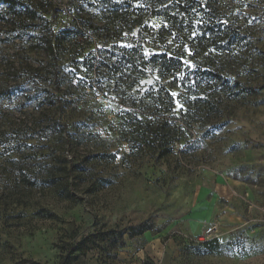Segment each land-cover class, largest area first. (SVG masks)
Masks as SVG:
<instances>
[{"label": "rangeland", "instance_id": "obj_1", "mask_svg": "<svg viewBox=\"0 0 264 264\" xmlns=\"http://www.w3.org/2000/svg\"><path fill=\"white\" fill-rule=\"evenodd\" d=\"M19 1L33 19L0 5V264H57L62 241L111 230L81 264H264V0H201L209 8L180 34L141 0ZM220 19L244 28L239 46ZM62 30V103L49 110L45 44ZM157 49L186 52L176 81L143 62ZM165 90L180 133L157 160ZM57 120L71 138H42ZM70 162L81 167L65 177ZM143 222L151 228L130 238Z\"/></svg>", "mask_w": 264, "mask_h": 264}, {"label": "trees", "instance_id": "obj_2", "mask_svg": "<svg viewBox=\"0 0 264 264\" xmlns=\"http://www.w3.org/2000/svg\"><path fill=\"white\" fill-rule=\"evenodd\" d=\"M140 5L144 4H150L152 6V14L154 16H161L164 18V20L169 24V29L175 30L180 34V31H183V22L185 21L188 16H192L195 13V10L197 7H200L201 5H204V7L209 8V4L207 1L204 3V1L201 0H141L139 1ZM0 5H4L9 10H16L20 9L22 7V10L26 13V18L33 19L34 12L31 7L27 5L25 2H21L19 0H0ZM113 14H116V11L112 13L108 18L112 19ZM139 21H137L138 23ZM219 24H221L222 29L220 30L223 34V37L226 38L228 41H235L237 43V46L241 44V41L244 40L246 37L244 34V28L236 25L234 23H230L227 20H219ZM68 31L62 30L60 31L59 35H56L52 32L47 43L45 44V48L47 51V54L53 57L55 64V71L51 74H49V77H43L41 82L49 83L52 85H56L55 94H51V99H49V110L53 107H56L57 109L60 108L61 101V91H60V81H59V75L61 74V65L58 62L57 54H60L59 50L63 46V41L65 40L67 35H70L67 33ZM140 60L142 57V54H145V51L142 47H140ZM56 54V55H55ZM57 56V57H56ZM59 58V57H58ZM125 60L128 57H123ZM133 59H127L125 61L126 66L129 68L136 67L135 63L132 62ZM186 52L184 51H177V50H171V49H157L156 52L149 53L148 60L143 59V62L145 61L147 64L149 63L154 70H156V74L161 79H172L176 81L179 77V75L182 73L184 65L187 62ZM123 65V66H124ZM133 65V66H132ZM45 78H48L47 81H45ZM212 78L216 80H224V76L222 73H217L216 71H212ZM180 87V85H176V87ZM50 94V92H49ZM165 97L163 99V102L165 103V111L169 114V117L164 121L162 126L157 130L156 128L154 131H152L151 134V142L153 144V147H155V150H157L156 159L157 160H164L168 158L172 152H173V144H176L178 142V134L180 133L178 124L174 121L175 118V96L171 93L169 90L164 91ZM55 98V99H52ZM204 100V99H202ZM57 104V105H56ZM60 126L62 130L60 131ZM67 122H62L60 120H57L55 124H50L47 126V129L43 131L42 138L47 139V141H54L55 137L59 134V136L62 138L67 137L68 139L71 138L70 130L68 127ZM133 149V146L130 147V150ZM111 157L113 155H110ZM12 162H14V159H12ZM70 167L64 166V169L60 172L65 177H69L68 173L76 167L80 168V164H73V162H70ZM49 175H52L53 173L51 171H48ZM23 176V175H22ZM34 178V177H30ZM27 175L23 176V179L27 182H32ZM64 178V177H63ZM55 188L52 189V194L55 196L62 197V199L70 200L69 194L70 191L65 186L58 187L56 184H54ZM49 217L46 218H53L52 214L48 213ZM4 227V224L2 223V228ZM151 227L147 222H143L138 225L137 229H134L133 227L129 229L128 236L130 238L134 237L135 235H141L145 231L149 230ZM114 231H108V233L97 236L95 233H89L86 235H82L80 238L78 237H70L69 241H62V243L59 245V261L57 264H81V260H84L86 254L88 251L91 250H105L106 249V243L108 244V240L111 239V235H114ZM2 234H5L6 236H9L8 233H6L5 228L0 229V237ZM106 238V239H105ZM120 248L122 247V243L119 245H116L115 242H111V247ZM29 264H40L38 262L31 261ZM100 264H106L105 262H100Z\"/></svg>", "mask_w": 264, "mask_h": 264}]
</instances>
